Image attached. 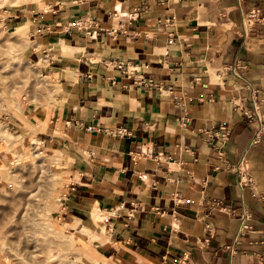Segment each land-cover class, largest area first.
I'll return each instance as SVG.
<instances>
[{
	"label": "crops",
	"instance_id": "1",
	"mask_svg": "<svg viewBox=\"0 0 264 264\" xmlns=\"http://www.w3.org/2000/svg\"><path fill=\"white\" fill-rule=\"evenodd\" d=\"M20 1L6 20L56 86L39 139L83 262L264 264V0Z\"/></svg>",
	"mask_w": 264,
	"mask_h": 264
},
{
	"label": "rangeland",
	"instance_id": "2",
	"mask_svg": "<svg viewBox=\"0 0 264 264\" xmlns=\"http://www.w3.org/2000/svg\"><path fill=\"white\" fill-rule=\"evenodd\" d=\"M20 4L0 0V264H87L85 241L62 220V158L39 139L56 86L28 53L26 23L6 20Z\"/></svg>",
	"mask_w": 264,
	"mask_h": 264
},
{
	"label": "built area",
	"instance_id": "3",
	"mask_svg": "<svg viewBox=\"0 0 264 264\" xmlns=\"http://www.w3.org/2000/svg\"><path fill=\"white\" fill-rule=\"evenodd\" d=\"M256 17V13L251 11L249 14H246L245 17L243 18V26L246 27L249 26L250 22H253V19ZM246 20V21H245ZM244 31H245V28H244ZM237 69H241L240 67H237ZM236 77H240V74L236 73L235 74ZM251 103H252V110H253V114L252 115H249L247 113H245V116L248 118V119H253V118H256L258 120V122H261V119L258 115V108L260 106V102L256 100V95H255V92L254 91H251ZM223 130H225V136L228 137L229 136V132L225 129V128H221ZM263 135V130L259 129L252 141H251V144H256L260 141L261 137ZM235 170L239 176V187L240 188H247V187H250L253 189V194H252V197H256V193H255V189L253 188L252 186V179L251 177L248 175V168L246 166V163H245V159H244V156H242L240 158V160L238 161V163L236 164L235 166ZM249 215L246 214L245 212H243L241 215H240V218H239V226H238V230H237V234H236V239L239 238V237H242L245 232H247L248 230L251 229V227L249 226L248 224V221H249Z\"/></svg>",
	"mask_w": 264,
	"mask_h": 264
},
{
	"label": "bare ground",
	"instance_id": "4",
	"mask_svg": "<svg viewBox=\"0 0 264 264\" xmlns=\"http://www.w3.org/2000/svg\"><path fill=\"white\" fill-rule=\"evenodd\" d=\"M21 25H22V24H21ZM95 218H96V219H99V215H98V214H97V215L95 214ZM82 228H83V227H82ZM81 232H83V233H85V234H88V231H87L86 229H84V228L82 229ZM79 234H80V233H79ZM91 236H92V235H91ZM96 264H100V263L96 262Z\"/></svg>",
	"mask_w": 264,
	"mask_h": 264
}]
</instances>
